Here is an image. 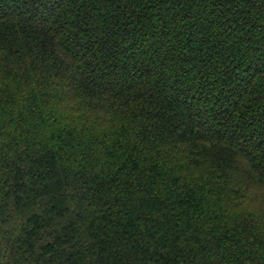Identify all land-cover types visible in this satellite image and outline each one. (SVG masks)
I'll return each mask as SVG.
<instances>
[{
  "label": "trees",
  "instance_id": "1",
  "mask_svg": "<svg viewBox=\"0 0 264 264\" xmlns=\"http://www.w3.org/2000/svg\"><path fill=\"white\" fill-rule=\"evenodd\" d=\"M0 264H264V0H0Z\"/></svg>",
  "mask_w": 264,
  "mask_h": 264
}]
</instances>
